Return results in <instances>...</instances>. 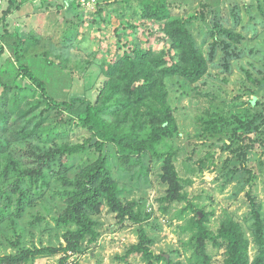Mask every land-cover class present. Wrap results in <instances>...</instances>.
Segmentation results:
<instances>
[{
    "label": "rangeland",
    "instance_id": "374dc122",
    "mask_svg": "<svg viewBox=\"0 0 264 264\" xmlns=\"http://www.w3.org/2000/svg\"><path fill=\"white\" fill-rule=\"evenodd\" d=\"M129 1L132 2L125 15L122 13L126 7L118 8L122 0L109 2L108 7H101L103 10L99 7L102 4H97L81 10V14L78 9V13L68 9V14L63 9L62 15L69 17L68 34L73 28L71 22L79 21L69 35L71 45L64 46L63 32H47L48 38L39 53L28 58V64L40 75L45 67L66 60L67 90L53 95L59 100H74L71 108L50 107L48 96L29 78L21 76V71L16 77L13 75L17 84L12 88L4 90L0 84V114L7 116L5 120L0 118V140L11 143L12 148L7 149L10 155L19 158L13 146H25L27 141L33 143L38 154L44 150L58 151L68 144L85 145L71 155L76 166L62 172L64 167L56 163L49 175V186L31 188L30 202L19 212L15 202L8 205L6 195L1 198L0 254L65 246L66 231L78 226L55 225L54 218L67 207L59 195L65 188L63 178L74 181L82 167L104 155L121 196L135 202L140 220L120 221L104 200L96 215L95 238L87 236L78 251L36 255L25 264H167L164 259L150 260L142 252H132L131 247L140 242L142 232L151 239L148 246L154 255H166L176 264L224 263L227 244L215 238L201 241L195 236L194 212H181L186 202L159 201L167 188L159 177L161 160L143 154L141 167L140 153L125 157L115 144L106 145L100 152L93 131L78 120L82 99L94 101L105 80L97 60L113 61L138 47L148 53V63L155 67L154 76L160 86L157 95L167 96L166 103L176 117L177 136L168 135L161 148L176 152V170L186 181L183 191L209 214L207 226L213 233L226 216L241 224L249 243L248 257L253 262L261 247L253 225L254 209L260 210L264 222V0H168L172 20L180 21L170 30L165 21L140 17V0ZM75 3L74 7L85 8L77 0ZM173 27L185 31L187 40L181 49L176 46ZM9 50L0 52V66L18 65V59ZM188 62L199 67L196 80H190L189 71L183 70ZM48 93L51 95L50 89ZM40 117L42 122L38 121ZM204 120L211 121V126ZM49 157L45 162L53 158L52 153ZM54 157L61 162L68 159L67 154L57 152ZM39 158H27L24 166L43 163ZM18 173L8 174L0 183V193L12 188ZM3 210L8 213L5 219L1 218ZM262 241L264 246L263 238ZM194 253L200 255L199 260L193 258Z\"/></svg>",
    "mask_w": 264,
    "mask_h": 264
},
{
    "label": "trees",
    "instance_id": "16d2710c",
    "mask_svg": "<svg viewBox=\"0 0 264 264\" xmlns=\"http://www.w3.org/2000/svg\"><path fill=\"white\" fill-rule=\"evenodd\" d=\"M99 2L100 0L98 4ZM115 2L117 1L113 2L116 5ZM122 2L118 8L122 6L126 7L124 13H122V15H125L127 14L126 10L130 9L129 4L132 1L122 0ZM140 3L142 5L140 17H143V19L154 18L159 21H165L169 30L173 24L177 25L178 22L180 23L179 20H172L168 0H140ZM99 7L100 9L103 8L102 6ZM102 10L100 11L102 12ZM114 11L117 12L116 10ZM173 30H175L172 34L175 38L176 46L181 49L187 40L185 31L176 27H173ZM71 34L72 32L68 34L67 40L64 39V46L71 45ZM11 38L10 34L4 29L3 39L12 48L14 56H16L19 62L18 65L11 63L12 65L6 64L5 66H0V84L4 85V90L5 88H12L17 84L15 77L21 71V76L29 78L43 90L45 96H48L47 100L50 107L65 106L71 108L73 105L72 101L74 100H59L57 97H54L55 95H59V92L63 91L64 87L68 85V65L66 60L61 63H53L52 66L50 65L51 68L45 67L40 75V73H36L35 69L31 68V64H25L22 61V57L24 56L22 45L24 41L15 42ZM41 41H38L37 44L40 45ZM229 44L231 45V43ZM4 51V48L1 47L0 52ZM43 53V55H47V51H43ZM106 59L101 58V60H97L101 64V71L105 77L103 85L98 88L99 93L97 98L92 101L88 97H84L81 101V109L77 113L79 122L93 131V134L97 137L96 146L100 152H102L106 145L115 144L121 148L122 154L125 157L134 153H140L138 161L141 163V167H143L144 163L143 154L149 153L155 159L161 160L163 165L162 173L159 177L167 185V188L166 194L161 196L159 201L169 204L175 201L186 202L187 204L181 212L185 210L194 212L193 224L195 236L201 241L207 238H215L214 240L218 239L227 244L226 257L223 264H264V246L262 241V238L264 240V232L261 231L264 229V222L258 208L254 209L252 213L255 218L253 225H255L256 233L259 235L257 236V240L261 241V247L260 253L251 262L248 257L249 243L241 224L232 217L226 216L222 219L217 232L213 233L212 229L207 226L209 214L203 208L191 202L186 192L183 191V183L186 181L180 178L176 170L173 161V156L176 152H172L171 149L167 152L161 148L162 141L168 135L169 137L177 136L176 129H178V124L171 110V105L166 103L167 96L165 97V94L162 96L157 95V90L160 86H158V82L154 76L155 67H151L150 63H148V53L137 47L133 48L132 53L126 51L113 61H107ZM159 61L156 64L161 65ZM189 62L186 67H183V70L186 68L187 72L189 71L190 80H196L200 76L199 67L191 66ZM164 72L166 75H169L168 69H165ZM183 74L187 75L185 71H183ZM141 79H144V82H138ZM49 89L52 92V96L48 93ZM66 90L67 88L64 89V92ZM53 92L55 95H53ZM16 104L15 102V107ZM4 114H0V118L5 120L7 116ZM38 121L42 122L43 118L40 117ZM204 123L211 126V121L206 122L204 120ZM212 127L216 128L215 126ZM10 144H6V142L4 144L0 140V155L4 156V159L0 156V183H3V180L8 177L10 172L18 171L19 175L13 184L11 183L12 188L9 190L6 188L4 193H0V200L6 195L5 199L8 201V205H11V202H15L18 212L23 209L25 203L28 204L30 202L31 188L42 189L49 186L51 178L49 175L53 172L56 163L58 165L62 164L64 167L62 172L65 169L69 170L75 167L76 163L70 160L71 155L85 147V145L68 144L59 147L58 151L50 152V150H44L38 154L34 149L33 143L27 141L25 146H13L16 154L19 156V158H16L14 157L15 154L10 155L9 150H7L12 148ZM55 152L67 154L68 159L61 162V159L54 157ZM50 153H52L53 158L45 162L50 158ZM38 155L40 156L39 160H42L43 163L38 161V163L36 162V166H24L27 165L25 163L27 158L33 160ZM22 157L27 158L25 160ZM63 185L65 188L59 192V195L61 200L66 202L67 207L54 218L55 225L60 227L68 223H74L78 226L75 230L66 231L64 235L66 245L62 247L27 249L14 254H0V264H25L36 255L54 254L59 251L68 253L69 251L75 252L80 250L87 236L95 238L98 235L96 215L100 213L104 200L111 211L117 213L120 221L126 218L139 221L141 218V215L136 210L135 202L127 201L121 196V189L109 168L107 156L101 155V157L91 164L82 167L80 172L76 174L74 181L63 178ZM13 195H16L17 198H14ZM7 214L6 210H3L1 218L5 219ZM211 233L214 235H211ZM148 241H151V239L147 238L145 232H142L140 242L131 247L132 252H142L150 260L156 257L164 259L167 264H176L172 260H169L166 255H154L149 249ZM193 256V258L198 259L200 255L194 253Z\"/></svg>",
    "mask_w": 264,
    "mask_h": 264
},
{
    "label": "crops",
    "instance_id": "0c3cea01",
    "mask_svg": "<svg viewBox=\"0 0 264 264\" xmlns=\"http://www.w3.org/2000/svg\"><path fill=\"white\" fill-rule=\"evenodd\" d=\"M111 1L113 0H100L99 4L102 5L99 6L106 8ZM75 4V0H8L5 5L2 22L4 29L10 34L13 41H24L22 47L25 57L22 58V61L25 64L29 63L28 58L30 56L39 53V49L42 47L45 39L48 38L47 32L61 31L63 32L64 39H68L69 17L62 15V10L65 9L68 14V9L72 8L76 12L78 9L81 14V10L88 9L76 8L74 7ZM59 9H61V13L58 12ZM72 15L77 16L76 14ZM51 21H55L56 23L52 24ZM71 23L73 28L69 30L73 32L75 24H79V21ZM50 25L52 26V30L49 27ZM52 39L54 38L52 37ZM40 40H42L41 44L38 45L37 42ZM6 46L7 52H11L9 48L11 50L12 48L8 44Z\"/></svg>",
    "mask_w": 264,
    "mask_h": 264
},
{
    "label": "built area",
    "instance_id": "2783aa9c",
    "mask_svg": "<svg viewBox=\"0 0 264 264\" xmlns=\"http://www.w3.org/2000/svg\"><path fill=\"white\" fill-rule=\"evenodd\" d=\"M98 1L99 0H77L78 4L85 8L96 6L98 4ZM7 2L8 0H0V48L3 47L5 51H7V46L3 39L4 28L1 18L3 16V12L5 10V5Z\"/></svg>",
    "mask_w": 264,
    "mask_h": 264
}]
</instances>
